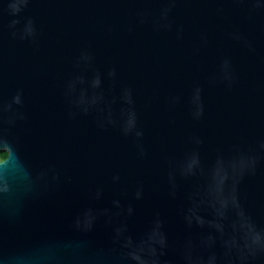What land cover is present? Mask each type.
Segmentation results:
<instances>
[{
  "label": "water",
  "instance_id": "water-1",
  "mask_svg": "<svg viewBox=\"0 0 264 264\" xmlns=\"http://www.w3.org/2000/svg\"><path fill=\"white\" fill-rule=\"evenodd\" d=\"M0 264H264V0H0Z\"/></svg>",
  "mask_w": 264,
  "mask_h": 264
},
{
  "label": "trees",
  "instance_id": "trees-1",
  "mask_svg": "<svg viewBox=\"0 0 264 264\" xmlns=\"http://www.w3.org/2000/svg\"><path fill=\"white\" fill-rule=\"evenodd\" d=\"M6 155H7V153H6V152H4V151H0V159H3V158H5V157H6Z\"/></svg>",
  "mask_w": 264,
  "mask_h": 264
},
{
  "label": "flooded vegetation",
  "instance_id": "flooded-vegetation-1",
  "mask_svg": "<svg viewBox=\"0 0 264 264\" xmlns=\"http://www.w3.org/2000/svg\"><path fill=\"white\" fill-rule=\"evenodd\" d=\"M4 159V158H3ZM3 159H0V160H3Z\"/></svg>",
  "mask_w": 264,
  "mask_h": 264
}]
</instances>
